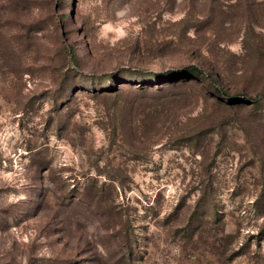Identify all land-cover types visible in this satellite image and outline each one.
Listing matches in <instances>:
<instances>
[{
    "label": "rangeland",
    "instance_id": "obj_1",
    "mask_svg": "<svg viewBox=\"0 0 264 264\" xmlns=\"http://www.w3.org/2000/svg\"><path fill=\"white\" fill-rule=\"evenodd\" d=\"M0 264H264V0H0Z\"/></svg>",
    "mask_w": 264,
    "mask_h": 264
}]
</instances>
